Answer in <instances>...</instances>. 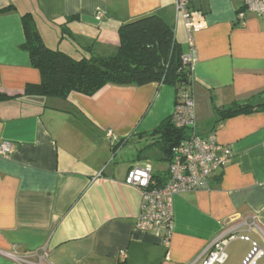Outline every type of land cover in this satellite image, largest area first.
Segmentation results:
<instances>
[{
  "label": "crops",
  "instance_id": "obj_1",
  "mask_svg": "<svg viewBox=\"0 0 264 264\" xmlns=\"http://www.w3.org/2000/svg\"><path fill=\"white\" fill-rule=\"evenodd\" d=\"M245 2L193 0L189 8L203 12L204 25L192 32L191 47L177 0H0V92L10 96L0 101V146L14 145L8 158L0 155V264H19L15 256L43 248L44 264H192L242 220L250 226L229 242L223 264H244L255 246L264 251V109L222 120L217 114L264 102V15ZM9 4L15 7L2 12ZM26 13L48 47L77 58L115 54L123 23L156 14L191 55L196 132L215 134L232 158L209 188L173 197L168 243L137 228L142 195L126 177L146 163L155 176L167 172L147 145L173 115L177 89L150 83L67 99L26 94L28 84L41 82L23 48Z\"/></svg>",
  "mask_w": 264,
  "mask_h": 264
},
{
  "label": "trees",
  "instance_id": "obj_2",
  "mask_svg": "<svg viewBox=\"0 0 264 264\" xmlns=\"http://www.w3.org/2000/svg\"><path fill=\"white\" fill-rule=\"evenodd\" d=\"M13 4L1 10L14 8ZM74 17H69L68 20ZM26 40L23 48L30 54L32 66L41 74V82L28 84L25 93L67 99L73 92L94 95L109 85L143 86L159 83L177 89L176 103L182 91L193 92L192 62H185L184 48L173 29L158 15L149 14L123 23L119 29L120 44L115 54L74 57L48 47L43 41L31 13L23 15ZM0 92V101L9 98ZM264 109L257 105L234 104L217 110L220 119ZM149 145L170 161L174 148L187 137L186 129L178 128L173 115L164 120L151 135ZM166 173L164 172V175ZM164 175L155 176L162 183Z\"/></svg>",
  "mask_w": 264,
  "mask_h": 264
},
{
  "label": "built area",
  "instance_id": "obj_3",
  "mask_svg": "<svg viewBox=\"0 0 264 264\" xmlns=\"http://www.w3.org/2000/svg\"><path fill=\"white\" fill-rule=\"evenodd\" d=\"M193 0H177V8L189 31L190 45L193 47L192 32L203 27V12L189 8ZM245 8L264 15V0H246ZM245 9L238 12L237 18L245 24ZM185 62H192L190 54L184 56ZM173 121L178 128L186 129L187 137L174 148L162 183L154 175L152 164L134 165L126 177V184L141 191V211L137 228L154 232L165 243L169 242L173 230V197L176 194L207 189L212 175L225 169L232 158L231 149L219 143L215 134L202 137L196 132V112L194 94L182 91L173 112ZM110 134V133H109ZM14 150L11 142L0 146V155L8 158ZM249 220L232 222L218 234L195 258L192 264H223L228 259L226 248L230 241L239 237L242 226H250ZM264 251L255 246L244 264H257ZM48 250L15 256L19 264H44ZM122 259L125 254H122Z\"/></svg>",
  "mask_w": 264,
  "mask_h": 264
},
{
  "label": "rangeland",
  "instance_id": "obj_4",
  "mask_svg": "<svg viewBox=\"0 0 264 264\" xmlns=\"http://www.w3.org/2000/svg\"><path fill=\"white\" fill-rule=\"evenodd\" d=\"M50 100V99H49ZM111 136V133L109 134ZM150 155L151 159H152V162L154 163V165L159 168V169H162V170H166L167 167H168V162L165 161V160H160L159 157H160V153H158L157 151L153 154V153H150L148 154Z\"/></svg>",
  "mask_w": 264,
  "mask_h": 264
}]
</instances>
